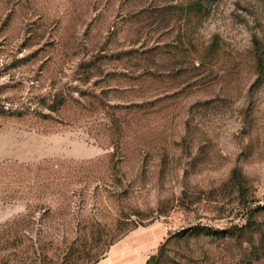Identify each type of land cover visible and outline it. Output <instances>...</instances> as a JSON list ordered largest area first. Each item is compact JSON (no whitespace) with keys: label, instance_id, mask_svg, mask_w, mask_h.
Returning a JSON list of instances; mask_svg holds the SVG:
<instances>
[{"label":"rangeland","instance_id":"obj_1","mask_svg":"<svg viewBox=\"0 0 264 264\" xmlns=\"http://www.w3.org/2000/svg\"><path fill=\"white\" fill-rule=\"evenodd\" d=\"M83 247L264 264V0H0V264Z\"/></svg>","mask_w":264,"mask_h":264},{"label":"trees","instance_id":"obj_2","mask_svg":"<svg viewBox=\"0 0 264 264\" xmlns=\"http://www.w3.org/2000/svg\"><path fill=\"white\" fill-rule=\"evenodd\" d=\"M243 189H244L243 186H240L239 191H240L241 196L244 195ZM247 226H248V224H245V226L238 227V229L246 228ZM228 231H230L231 233H236V232H234L235 230H232V229H230ZM114 241H115V239H113L109 243V245L113 244ZM160 250H159V252H160ZM106 251H107V247L106 248H98V249H95L92 247L91 248L83 247V248H78L77 250H75L74 253H72L73 259H72V257H69V258L73 263H76V264H93V263L99 261L100 258L104 257ZM156 258H157L156 255H154V254L151 255L149 257V259L147 260L146 264H152L153 260H155Z\"/></svg>","mask_w":264,"mask_h":264}]
</instances>
